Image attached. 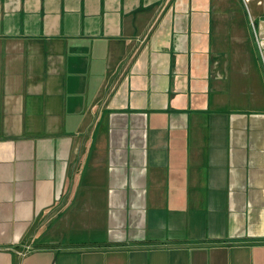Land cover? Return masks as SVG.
I'll use <instances>...</instances> for the list:
<instances>
[{"label": "crops", "instance_id": "1", "mask_svg": "<svg viewBox=\"0 0 264 264\" xmlns=\"http://www.w3.org/2000/svg\"><path fill=\"white\" fill-rule=\"evenodd\" d=\"M0 264H264V0H0Z\"/></svg>", "mask_w": 264, "mask_h": 264}]
</instances>
